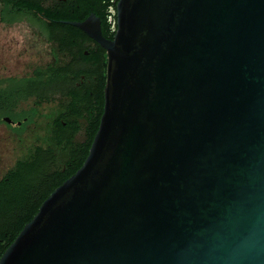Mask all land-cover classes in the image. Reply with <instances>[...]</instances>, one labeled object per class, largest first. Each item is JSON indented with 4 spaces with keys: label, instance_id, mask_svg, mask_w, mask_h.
I'll return each instance as SVG.
<instances>
[{
    "label": "water",
    "instance_id": "95a60500",
    "mask_svg": "<svg viewBox=\"0 0 264 264\" xmlns=\"http://www.w3.org/2000/svg\"><path fill=\"white\" fill-rule=\"evenodd\" d=\"M82 165L0 264H264V0H118Z\"/></svg>",
    "mask_w": 264,
    "mask_h": 264
},
{
    "label": "flooded vegetation",
    "instance_id": "af4514ba",
    "mask_svg": "<svg viewBox=\"0 0 264 264\" xmlns=\"http://www.w3.org/2000/svg\"><path fill=\"white\" fill-rule=\"evenodd\" d=\"M39 1L40 4L33 8H43L49 15L33 13L32 21L25 22L35 23L37 27L22 38L25 50H31L38 59L26 62L19 74L0 80L14 79L28 87L38 83L43 86L40 84L33 94L19 99L11 95L3 105L0 124L10 130V140L86 141L99 115L100 102L96 94L104 89L107 51L76 23L91 19L90 28L99 25L101 35L113 39L118 0ZM21 22L0 20L4 25ZM10 85L3 83L0 89L6 90ZM14 85L11 86L15 92ZM82 99L85 102L83 111L72 109V105ZM25 158H16L0 180ZM8 239L9 229H0V257L7 248Z\"/></svg>",
    "mask_w": 264,
    "mask_h": 264
},
{
    "label": "trees",
    "instance_id": "16d2710c",
    "mask_svg": "<svg viewBox=\"0 0 264 264\" xmlns=\"http://www.w3.org/2000/svg\"><path fill=\"white\" fill-rule=\"evenodd\" d=\"M39 4V0H0V19L11 22L19 17L31 18L37 12L49 15L48 12H43V8H33ZM3 83L15 84L16 90L14 92L11 85L6 90L0 89V116L4 113V103L11 95H17V99L26 97L33 94L41 84H31L28 87L14 79H1L0 85ZM96 95L100 102L99 115L86 141L55 140L49 142L46 148L37 146L31 158L18 161L0 180V229H9L6 247L32 219L43 200L82 165L103 112V90H98ZM84 105L82 99L80 103L73 104L72 109L83 111Z\"/></svg>",
    "mask_w": 264,
    "mask_h": 264
},
{
    "label": "rangeland",
    "instance_id": "374dc122",
    "mask_svg": "<svg viewBox=\"0 0 264 264\" xmlns=\"http://www.w3.org/2000/svg\"><path fill=\"white\" fill-rule=\"evenodd\" d=\"M13 21L22 22L13 25L0 23V78L17 75L23 70L26 62L38 59V56L32 53L31 50H25V44L22 43L24 34H28L37 25L35 23H26L27 21H32L30 18L19 17ZM9 133L10 130L4 124H0V177L13 164L16 158H24V156L28 158L27 156L32 155L37 146L46 148L49 142H55V140H10ZM75 142H80V140Z\"/></svg>",
    "mask_w": 264,
    "mask_h": 264
}]
</instances>
